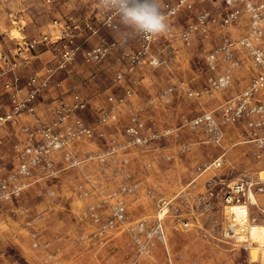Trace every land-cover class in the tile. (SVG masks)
<instances>
[{"label":"rangeland","instance_id":"obj_1","mask_svg":"<svg viewBox=\"0 0 264 264\" xmlns=\"http://www.w3.org/2000/svg\"><path fill=\"white\" fill-rule=\"evenodd\" d=\"M158 6L167 17L168 30L160 35L146 36L124 21L118 0H0V41H7L3 42L5 49L13 48L12 41L16 40L12 37L22 39L23 35L28 39L47 37V41H65L61 40L64 36L81 45L75 61L67 69L55 73L50 90L36 102L41 117L50 119V115L44 113L53 107V98H68L77 93L92 106L89 104L81 113L82 118L95 124L98 107L104 105L107 93L121 95L126 89H133L130 107L122 109L119 122L106 129L110 141L113 138L117 139L116 144L124 141V129L133 113L158 131L177 129L180 133L179 141L161 142L160 150L156 151V143L134 147L126 153L115 154L110 165L84 162L80 167L61 171L57 178H50L51 182L34 183L17 201L6 205L0 215V264H261L256 251L250 255L219 239L226 212L217 199L213 200L215 210L198 216L191 228L183 229L177 219L167 217L166 239L156 242L149 253L135 246L129 232H118L102 243L88 236L95 227L89 207L108 193L118 191L125 182L138 185L136 194L126 197L128 222L147 219L151 225L158 212L157 199L171 198L193 179L195 169L202 164L223 156V168L218 175L224 180L234 181L249 172L261 173L264 178V152L239 136L240 133L246 135L244 123L223 125L221 145L211 141L208 131L191 125L205 112H212L221 122L220 104L249 83L248 72L240 69L242 61L228 90L197 99L188 98L184 90L200 91L215 75L208 70L206 57L221 42L220 21L231 10H242V0H158ZM201 15H208L210 24L202 26ZM249 22L248 15L242 14L232 25L230 36L236 39L245 35ZM191 27L193 32L187 40L184 35ZM101 41L122 45L108 60L86 63L82 52ZM52 47L51 51L44 52L45 47H38V57L22 67L18 76L24 81L33 72L54 65L61 52L54 50L57 45ZM240 55L246 60L244 53ZM7 67L0 65V114L9 109L4 85L15 76ZM4 71L6 74L2 75ZM120 72L124 74L122 80L117 79ZM170 89L173 91L169 92ZM22 118L24 121L14 127H1L0 137L6 135L7 140L16 139L20 125L30 117ZM179 143L186 144L188 150L179 151ZM77 144L75 148L81 160L91 153L106 151L110 146L109 142L99 140H82ZM3 146H0V168L16 167L15 153ZM168 149L176 153L174 161L166 160ZM125 155L129 163L122 173L118 169ZM54 160L58 170L64 168L61 155L54 156ZM149 163H152L150 167ZM207 177L203 175L202 181ZM80 185L95 193L80 198ZM201 188L199 184L196 190ZM257 202L264 208V193L258 194ZM251 211L261 219L256 206L251 207ZM102 216L106 217L107 213L102 211ZM36 241L39 247H34Z\"/></svg>","mask_w":264,"mask_h":264},{"label":"built area","instance_id":"obj_2","mask_svg":"<svg viewBox=\"0 0 264 264\" xmlns=\"http://www.w3.org/2000/svg\"><path fill=\"white\" fill-rule=\"evenodd\" d=\"M242 2L244 4L242 10L233 9L222 18L220 29L227 30L238 22L242 14H247L250 22L246 34L234 39L227 33H222L219 46L206 57L207 68L215 75L208 79L200 91L191 88L184 90L191 99L211 97L217 92L228 90L233 83L234 71L241 65L238 53L246 54L251 61L252 77L245 89L220 104L218 114L221 116V122L212 112H205L196 117L191 125L193 128L202 127L210 134L211 141L221 145L224 140L223 125L244 123L246 135L240 133L239 136L247 138V142L253 143L259 151L264 152V0ZM199 21L202 26L210 24L208 15H201ZM13 23L18 24L15 21ZM87 26L89 27V23ZM192 32L193 27L184 37L188 40ZM12 39L16 40L12 41L14 43L12 49H5L3 42L7 41H0V65H8L7 69L15 75L11 82L4 85L9 109L0 114V128L20 124L24 121L22 116L30 118H25L26 123L20 125L19 133L11 144L16 167L12 165L9 169L0 168V215L6 205L17 201L34 183L42 180L51 182L50 178H57L58 173L63 170L80 167L82 163L89 161L110 165L115 160V154L126 153L134 147H148L156 143L157 151L161 148L159 146L161 142L179 141L180 133L177 129L158 131L155 127H149L137 113L130 115L122 143L116 144L117 139L114 138L109 140L106 129L119 122L122 109L130 107L133 89H126L121 95H107L106 106L99 109L95 124H90L82 118L81 113L88 109L89 102L77 93L68 98H53V101L47 98L53 105L51 112L49 111L50 119L41 117L36 102H40L39 100L50 90L55 73L67 69L75 61L76 55L81 51V45L73 39L66 40L64 36L61 40L65 41H47V37L28 39L24 35L22 39L16 37ZM55 45L58 48L54 50H60L61 53L57 55L54 65L33 72L24 81L18 76L17 73L22 67H27L33 58L38 57V47H45L44 52L51 51V47ZM121 45L101 41L82 52L83 60L89 64L101 63L108 60ZM221 67L223 70L220 72ZM1 74L4 75L6 72ZM123 77L122 72L118 73V80H122ZM171 91L173 89L169 90ZM82 140L107 141L110 146L106 151L91 153L85 160H81L75 147ZM3 145L4 139L1 138L0 146ZM178 148L182 152L188 150L186 144L179 143ZM56 155L62 157L64 168L61 170H58L55 163ZM257 157L259 158L260 154H257ZM123 158L118 170L125 173L129 159L126 155ZM165 158L174 161L177 156L168 149ZM222 158L223 156L212 163L198 166L193 179L180 187L171 198L157 199L158 212L151 225L147 219H140L135 223L128 222L126 197L135 195L138 185L123 183L118 191L108 193L89 207V215L95 227L88 236L95 242L102 243L101 241L118 232H129L133 235L135 246L141 252L149 253L156 242L165 241L167 217L173 216L183 229L191 228L198 216L215 210L213 200L217 199L226 212L220 225L219 239L248 251L250 255L256 251L259 261L264 264V208L259 207L257 202L258 194L264 193V178L261 173L257 175L249 172L234 181L224 180L218 175L223 168ZM151 165L152 163L148 164L149 167ZM203 175H208L204 181L201 179ZM199 184H202V190L197 191ZM94 193L95 191L86 190L83 185L79 186L80 198ZM148 194L153 196L152 191ZM253 206L260 211V220L252 215ZM102 211L104 214L107 213L106 217L102 216ZM142 239L147 241L144 242ZM34 247H39L38 241L34 243ZM45 247H48V244Z\"/></svg>","mask_w":264,"mask_h":264},{"label":"clouds","instance_id":"obj_3","mask_svg":"<svg viewBox=\"0 0 264 264\" xmlns=\"http://www.w3.org/2000/svg\"><path fill=\"white\" fill-rule=\"evenodd\" d=\"M125 22L134 25L146 36H155L168 30L166 15L158 0H118Z\"/></svg>","mask_w":264,"mask_h":264},{"label":"crops","instance_id":"obj_4","mask_svg":"<svg viewBox=\"0 0 264 264\" xmlns=\"http://www.w3.org/2000/svg\"><path fill=\"white\" fill-rule=\"evenodd\" d=\"M230 29H231V27L230 28H228L227 30H225V31H222V33H227L228 35H230L231 33V31H230ZM221 33V34H222ZM92 43L93 44H95L96 42H94V41H92ZM92 43H91V45H92ZM100 43V42H99ZM98 43V44H99ZM97 44V45H98ZM240 53L241 52H239L238 53V57H239V59L242 61V66H241V68L240 69H245L247 72H248V74H249V76H250V78H249V82H250V79H251V77H252V72H251V61H250V59H248V57H247V55L246 54H244V56H245V58H246V60L244 59V57H241V55H240ZM224 67V66H223ZM223 67H221V69H220V72L223 70ZM239 71V69L238 70H235L234 71V73H233V75H235L237 72ZM62 73V72H61ZM65 74V73H64ZM234 80V79H233ZM249 84V83H248ZM241 91H237L236 93H235V95L236 94H238V93H240ZM109 94H113V93H107L106 95H105V100H104V105L102 106V107H104V106H106V97H107V95H109ZM89 104H90V106H91V103L89 102ZM101 106L100 107H98V111H99V108H102ZM91 108H92V106H91ZM41 110V106L39 105V111ZM41 114V113H40ZM47 114H49L50 115V112H49V110H47V112H45L44 113V115H47ZM42 115V114H41ZM4 139V146L2 147V148H5V149H10L11 148V144H12V142H13V140H14V138L13 139H10V140H7L6 139V135H2L1 137H0V139ZM7 142V143H6Z\"/></svg>","mask_w":264,"mask_h":264},{"label":"bare ground","instance_id":"obj_5","mask_svg":"<svg viewBox=\"0 0 264 264\" xmlns=\"http://www.w3.org/2000/svg\"><path fill=\"white\" fill-rule=\"evenodd\" d=\"M263 174H264V172H263Z\"/></svg>","mask_w":264,"mask_h":264}]
</instances>
